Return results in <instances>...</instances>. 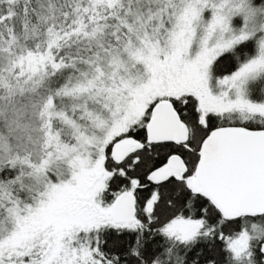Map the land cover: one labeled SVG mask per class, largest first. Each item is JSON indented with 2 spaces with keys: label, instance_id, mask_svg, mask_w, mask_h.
Masks as SVG:
<instances>
[{
  "label": "snow or ice",
  "instance_id": "6c2138e0",
  "mask_svg": "<svg viewBox=\"0 0 264 264\" xmlns=\"http://www.w3.org/2000/svg\"><path fill=\"white\" fill-rule=\"evenodd\" d=\"M0 264H264V0H0Z\"/></svg>",
  "mask_w": 264,
  "mask_h": 264
}]
</instances>
